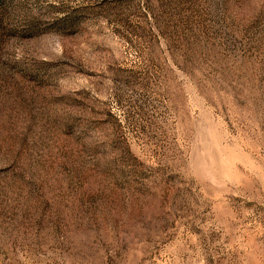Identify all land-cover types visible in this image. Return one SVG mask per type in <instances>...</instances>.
I'll return each mask as SVG.
<instances>
[{
  "label": "rangeland",
  "instance_id": "374dc122",
  "mask_svg": "<svg viewBox=\"0 0 264 264\" xmlns=\"http://www.w3.org/2000/svg\"><path fill=\"white\" fill-rule=\"evenodd\" d=\"M0 264H264V0H0Z\"/></svg>",
  "mask_w": 264,
  "mask_h": 264
}]
</instances>
